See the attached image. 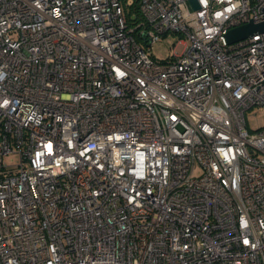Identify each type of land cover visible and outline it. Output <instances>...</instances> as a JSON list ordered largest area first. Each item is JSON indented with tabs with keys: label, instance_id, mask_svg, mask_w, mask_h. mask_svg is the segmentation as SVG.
<instances>
[{
	"label": "built area",
	"instance_id": "obj_1",
	"mask_svg": "<svg viewBox=\"0 0 264 264\" xmlns=\"http://www.w3.org/2000/svg\"><path fill=\"white\" fill-rule=\"evenodd\" d=\"M196 2L0 0V264H264V0Z\"/></svg>",
	"mask_w": 264,
	"mask_h": 264
},
{
	"label": "rangeland",
	"instance_id": "obj_2",
	"mask_svg": "<svg viewBox=\"0 0 264 264\" xmlns=\"http://www.w3.org/2000/svg\"><path fill=\"white\" fill-rule=\"evenodd\" d=\"M182 38L183 36L178 33H166L153 42L147 51L155 58L163 60L171 56L174 51H180L183 48L184 44L178 42ZM246 122L249 129H255L264 124V109L260 110L257 107L249 109L246 112ZM1 159L3 165L13 168V170H15L16 164L19 163V159L13 153L4 155ZM195 172L199 173L200 169L197 168Z\"/></svg>",
	"mask_w": 264,
	"mask_h": 264
},
{
	"label": "water",
	"instance_id": "obj_3",
	"mask_svg": "<svg viewBox=\"0 0 264 264\" xmlns=\"http://www.w3.org/2000/svg\"><path fill=\"white\" fill-rule=\"evenodd\" d=\"M190 1L195 7H198L196 0ZM256 32H264V22L254 23L250 21L247 24L230 29L227 34V39L229 42H233L251 36Z\"/></svg>",
	"mask_w": 264,
	"mask_h": 264
},
{
	"label": "trees",
	"instance_id": "obj_4",
	"mask_svg": "<svg viewBox=\"0 0 264 264\" xmlns=\"http://www.w3.org/2000/svg\"><path fill=\"white\" fill-rule=\"evenodd\" d=\"M137 6H136V3H135V5L132 7V10H134V11H136L137 12ZM126 11H127V9H125ZM129 14V13H128Z\"/></svg>",
	"mask_w": 264,
	"mask_h": 264
}]
</instances>
